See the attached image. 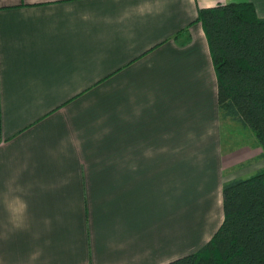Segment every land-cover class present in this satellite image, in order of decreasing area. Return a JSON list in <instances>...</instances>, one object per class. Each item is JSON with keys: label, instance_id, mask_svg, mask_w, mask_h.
<instances>
[{"label": "crops", "instance_id": "1", "mask_svg": "<svg viewBox=\"0 0 264 264\" xmlns=\"http://www.w3.org/2000/svg\"><path fill=\"white\" fill-rule=\"evenodd\" d=\"M245 1L264 17V0H0V264H166L211 239L224 183L264 155L253 136L224 150L190 24Z\"/></svg>", "mask_w": 264, "mask_h": 264}, {"label": "trees", "instance_id": "2", "mask_svg": "<svg viewBox=\"0 0 264 264\" xmlns=\"http://www.w3.org/2000/svg\"><path fill=\"white\" fill-rule=\"evenodd\" d=\"M214 63L223 122L254 133L264 155V17L254 3L200 8ZM190 40L188 28L176 39ZM224 219L200 249L166 264H264V168L223 185Z\"/></svg>", "mask_w": 264, "mask_h": 264}, {"label": "rangeland", "instance_id": "3", "mask_svg": "<svg viewBox=\"0 0 264 264\" xmlns=\"http://www.w3.org/2000/svg\"><path fill=\"white\" fill-rule=\"evenodd\" d=\"M223 125V146L226 152L236 151L246 145L253 144L255 139L252 136L255 138V135L251 131L244 130L241 125L230 121L223 122Z\"/></svg>", "mask_w": 264, "mask_h": 264}]
</instances>
